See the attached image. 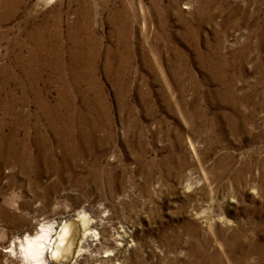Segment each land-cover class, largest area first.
<instances>
[{
    "label": "rangeland",
    "instance_id": "obj_1",
    "mask_svg": "<svg viewBox=\"0 0 264 264\" xmlns=\"http://www.w3.org/2000/svg\"><path fill=\"white\" fill-rule=\"evenodd\" d=\"M82 214L45 264H264V0H0V264Z\"/></svg>",
    "mask_w": 264,
    "mask_h": 264
},
{
    "label": "bare ground",
    "instance_id": "obj_2",
    "mask_svg": "<svg viewBox=\"0 0 264 264\" xmlns=\"http://www.w3.org/2000/svg\"><path fill=\"white\" fill-rule=\"evenodd\" d=\"M34 115V114H33ZM50 118V117H49ZM58 120V119H57ZM63 120V119H62ZM60 121V120H59ZM64 121V120H63ZM65 122V121H64ZM63 122V123H64ZM66 123V122H65ZM53 124V123H52ZM47 125V124H46ZM60 125V124H59ZM62 126V125H61ZM36 128V127H35ZM38 128V126H37ZM40 129V128H39ZM65 129V128H64ZM29 130V129H28ZM41 130V129H40ZM68 130V129H66ZM73 130V129H72ZM60 131V130H59ZM65 132V131H64ZM40 133V132H39ZM70 133V132H69ZM43 134V133H41ZM68 134V133H66ZM40 135V134H39ZM59 136V135H58ZM39 137V136H38ZM69 137V136H68ZM67 137V139H68ZM43 138V137H42ZM59 139V137H58ZM76 139V138H75ZM41 140V139H40ZM43 141V140H42ZM67 141V140H66ZM65 141V142H66ZM77 141V140H76ZM80 143V142H79ZM71 145V144H70ZM69 146V145H68ZM62 147V146H61ZM67 147V146H66ZM71 148V146H70ZM65 149V147H64ZM63 149V150H64ZM74 149V148H73ZM72 150V149H71ZM68 152V151H67ZM41 153V152H40ZM10 154V153H8ZM13 154V153H11ZM20 154V153H19ZM71 154V153H70ZM18 155V153L16 154ZM81 156V155H80ZM47 157V156H46ZM56 157V156H55ZM18 158V157H17ZM16 158V160H17ZM30 158V157H29ZM30 160V159H29ZM54 160V159H53ZM31 162V160H30ZM41 162V161H40ZM50 162V161H48ZM29 163V162H27ZM65 163V162H64ZM30 164V163H29ZM18 165V164H17ZM20 166V165H19ZM32 166V165H31ZM21 167V166H20ZM61 168V167H60ZM22 169V168H21ZM27 170V168H25ZM28 171V170H27ZM90 218L86 214L80 215L79 221L65 223L60 233L53 242V228L51 225L42 224L41 228L34 234H26L20 242L23 257L31 264H45V252L52 257L60 254L70 256L81 237V227H90ZM83 234V233H82ZM85 234V233H84ZM86 235V234H85ZM55 237V236H54ZM123 237V236H122ZM124 240V237H123ZM126 240V239H125ZM124 240V241H125ZM127 243V242H126ZM58 258V257H57Z\"/></svg>",
    "mask_w": 264,
    "mask_h": 264
}]
</instances>
